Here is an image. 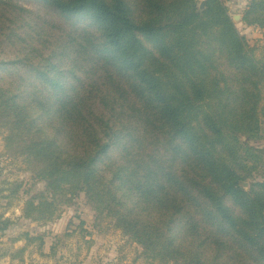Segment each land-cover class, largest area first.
I'll use <instances>...</instances> for the list:
<instances>
[{
	"label": "trees",
	"instance_id": "trees-1",
	"mask_svg": "<svg viewBox=\"0 0 264 264\" xmlns=\"http://www.w3.org/2000/svg\"><path fill=\"white\" fill-rule=\"evenodd\" d=\"M37 3L51 19L0 0V46L17 60L0 62V125L44 184L23 191L22 219L45 226L83 194L96 227L157 264H264V151L250 146L264 46L258 58L221 0ZM242 22L264 43V0ZM21 188L0 187V232Z\"/></svg>",
	"mask_w": 264,
	"mask_h": 264
},
{
	"label": "rangeland",
	"instance_id": "rangeland-1",
	"mask_svg": "<svg viewBox=\"0 0 264 264\" xmlns=\"http://www.w3.org/2000/svg\"><path fill=\"white\" fill-rule=\"evenodd\" d=\"M221 1L239 35L246 39L250 48H255V55L260 58L264 46L261 31L247 28L242 22L248 0ZM14 2L41 18L51 19L37 0ZM205 9L203 1L196 3L197 13L202 14ZM13 54L0 46V62H17ZM10 78L8 72L7 79ZM6 135L7 132L0 125V184H7L0 187L6 189L20 183L22 188L19 199L12 201L11 207L3 215V219L10 220L11 225L0 232V264H157L146 259L142 250L112 224L103 222L96 227L95 214L83 194L71 206L63 207L59 217L45 226L22 219L24 201L28 199L23 191L30 195L39 194L44 191V184L31 178L25 166V156L7 150ZM250 146L264 151V124L258 139ZM255 181L261 183L263 179L258 176ZM249 184L243 182L240 187L248 191ZM2 211L1 207L0 213ZM25 236L40 239L29 243Z\"/></svg>",
	"mask_w": 264,
	"mask_h": 264
}]
</instances>
